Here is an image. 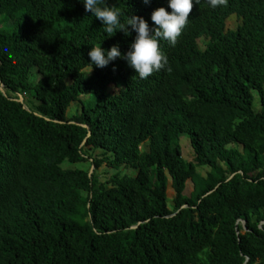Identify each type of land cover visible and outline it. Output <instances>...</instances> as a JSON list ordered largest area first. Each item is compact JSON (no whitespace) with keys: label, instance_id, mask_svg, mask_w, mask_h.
I'll return each instance as SVG.
<instances>
[{"label":"trees","instance_id":"trees-1","mask_svg":"<svg viewBox=\"0 0 264 264\" xmlns=\"http://www.w3.org/2000/svg\"><path fill=\"white\" fill-rule=\"evenodd\" d=\"M108 3L150 27L168 10ZM133 36L79 0H0V264H264V0H193L145 79L120 58L90 70L92 45Z\"/></svg>","mask_w":264,"mask_h":264},{"label":"clouds","instance_id":"clouds-1","mask_svg":"<svg viewBox=\"0 0 264 264\" xmlns=\"http://www.w3.org/2000/svg\"><path fill=\"white\" fill-rule=\"evenodd\" d=\"M85 12H91L101 22L103 32L111 37L116 31L125 36L134 33L125 52H121L119 44L115 43L107 49L98 44L92 45L87 52L90 70L93 66L104 68L117 58L123 59L134 70L135 76L147 78L154 71H158L166 61L159 41L166 40L170 45L176 43L177 37L188 20L193 0H167V9L164 6L154 8L150 13L152 25L142 16L126 15L108 0H79ZM145 4L149 0H143ZM211 7L223 3V0H208Z\"/></svg>","mask_w":264,"mask_h":264},{"label":"rangeland","instance_id":"rangeland-1","mask_svg":"<svg viewBox=\"0 0 264 264\" xmlns=\"http://www.w3.org/2000/svg\"><path fill=\"white\" fill-rule=\"evenodd\" d=\"M238 23L237 17L236 16H231L228 21V28H232L234 29L236 27ZM88 96H83L82 98L85 99ZM30 96H27L26 99H24L23 97V101H25L26 103V107H28L30 105ZM81 107V104L78 102H73L71 104V106L68 108L67 110V116L68 118H72L75 114H77V112L79 111ZM180 143L182 146V150H183V156L186 160H193L194 159V151L193 148L191 146V142L189 139V136L187 134H182L180 137ZM98 154L93 152V157L96 156ZM65 169L67 168H82L84 170H88L89 172L93 173L95 168L94 165L92 164V160L89 159L85 162H80V163H73V164H69L68 162L64 163L62 165ZM209 170L208 167H201L199 169L200 173L205 174L207 171ZM100 179L102 181H105L107 178H109L111 176V174H113L115 172V170L111 169L110 167L106 166V164H103L98 170ZM122 171H125L129 174H134L135 170L129 168V169H122ZM193 189V183L191 180H188L187 183V190L190 192ZM167 195H168V204L170 206V208H173V198L175 196V191L172 187L171 184V179L169 178L168 181V188H167Z\"/></svg>","mask_w":264,"mask_h":264},{"label":"water","instance_id":"water-1","mask_svg":"<svg viewBox=\"0 0 264 264\" xmlns=\"http://www.w3.org/2000/svg\"><path fill=\"white\" fill-rule=\"evenodd\" d=\"M0 90L4 91L3 87H0ZM20 101H23V96L20 95V98H19ZM90 175H91V172H90ZM243 224L245 226V221H243Z\"/></svg>","mask_w":264,"mask_h":264}]
</instances>
